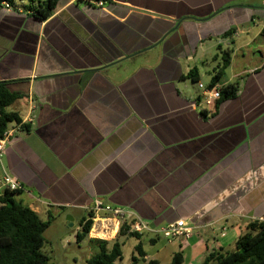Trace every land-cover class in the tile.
<instances>
[{
    "label": "crops",
    "instance_id": "obj_1",
    "mask_svg": "<svg viewBox=\"0 0 264 264\" xmlns=\"http://www.w3.org/2000/svg\"><path fill=\"white\" fill-rule=\"evenodd\" d=\"M25 4L0 7V82L24 95L0 158L16 200L73 223L95 198L157 228L185 220L188 239H127L161 264L235 250L264 220V0H60L46 20ZM219 46L231 62L215 85L238 92L208 106L198 83L210 85ZM106 217L94 225L115 237Z\"/></svg>",
    "mask_w": 264,
    "mask_h": 264
},
{
    "label": "trees",
    "instance_id": "obj_2",
    "mask_svg": "<svg viewBox=\"0 0 264 264\" xmlns=\"http://www.w3.org/2000/svg\"><path fill=\"white\" fill-rule=\"evenodd\" d=\"M60 0H0V7L6 3L17 7L25 2V9L39 19L50 18ZM216 57L222 56V62L209 86H215L231 62V51L219 46ZM193 80L196 78L189 75ZM219 102L236 97L238 83L221 88ZM21 92H11L6 82H0V138L4 137L12 122L22 121L15 111L7 108L23 97ZM18 191L3 190L0 195V264H52L49 256L43 252L44 233L50 220L44 221L39 214L16 200ZM52 217V216H51ZM95 214L89 212L80 221L81 229L77 232V241L88 239L94 224ZM129 236L140 237L130 232L129 223L120 225L114 239L89 238L96 246V252L87 260V264H161L158 259L146 260L144 242L140 240L129 257L123 247ZM102 238V237H101ZM184 257L175 253L170 264H183ZM201 264H264V220H253L247 231L241 234L233 251L214 250L207 254Z\"/></svg>",
    "mask_w": 264,
    "mask_h": 264
},
{
    "label": "built area",
    "instance_id": "obj_3",
    "mask_svg": "<svg viewBox=\"0 0 264 264\" xmlns=\"http://www.w3.org/2000/svg\"><path fill=\"white\" fill-rule=\"evenodd\" d=\"M99 5H104L103 1L98 2ZM7 8H13L10 4L6 3ZM199 87L202 89V101L205 105L212 106L220 98L221 88L218 86H206L203 83H198ZM11 135L10 131H6L4 137L0 138V158L3 151L5 150V144ZM0 184L2 187L10 191H18L22 188L21 182L14 176L5 172L0 178ZM91 210L95 215L100 213H106L107 217L105 219L114 220L118 227L121 224L127 222L130 225V232H135L139 235L151 234L162 236L169 240L177 237L188 239L192 235V227L183 219L170 222L161 227H155L151 223L142 220L141 217L133 212L132 210L119 206L104 203L100 198H95ZM102 219H104L102 217ZM99 227H102V223H99ZM111 230L114 229L115 225L109 224L108 226Z\"/></svg>",
    "mask_w": 264,
    "mask_h": 264
},
{
    "label": "rangeland",
    "instance_id": "obj_4",
    "mask_svg": "<svg viewBox=\"0 0 264 264\" xmlns=\"http://www.w3.org/2000/svg\"><path fill=\"white\" fill-rule=\"evenodd\" d=\"M17 195V194H16ZM17 198L19 196H16ZM71 214H52V217L47 214H40L41 219L48 221L50 218V224L46 229L45 243L43 246V252L46 253L52 264H87V260L92 256V247L85 241L78 242L75 236V230L79 225L81 216H74L75 222L73 227L68 226V217ZM73 217V216H72ZM94 225V224H93ZM117 226L114 228V232L109 238L97 236L96 238L112 240L115 237ZM136 241L137 238L133 237ZM125 256L130 254L129 243L123 247ZM163 264H166L163 262Z\"/></svg>",
    "mask_w": 264,
    "mask_h": 264
},
{
    "label": "bare ground",
    "instance_id": "obj_5",
    "mask_svg": "<svg viewBox=\"0 0 264 264\" xmlns=\"http://www.w3.org/2000/svg\"><path fill=\"white\" fill-rule=\"evenodd\" d=\"M109 220V219H108ZM110 221V220H109ZM112 221V220H111ZM99 223H102V227H99ZM109 226V223L108 221H105V220H100V219H97L96 220V224L93 226V229L92 231L96 234H98V236H103L105 238H109L110 235H111V229L108 227ZM116 227V226H115ZM114 227V228H115ZM114 231V229H112V232Z\"/></svg>",
    "mask_w": 264,
    "mask_h": 264
},
{
    "label": "water",
    "instance_id": "obj_6",
    "mask_svg": "<svg viewBox=\"0 0 264 264\" xmlns=\"http://www.w3.org/2000/svg\"><path fill=\"white\" fill-rule=\"evenodd\" d=\"M182 20V19H181ZM180 20V21H181ZM68 220H69V226H73L74 225V223H73V217L72 216H69L68 217Z\"/></svg>",
    "mask_w": 264,
    "mask_h": 264
}]
</instances>
